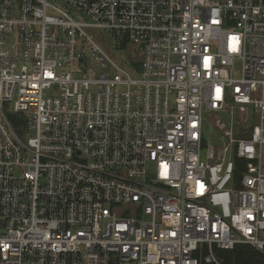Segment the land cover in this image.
I'll use <instances>...</instances> for the list:
<instances>
[{
  "label": "built area",
  "instance_id": "obj_1",
  "mask_svg": "<svg viewBox=\"0 0 264 264\" xmlns=\"http://www.w3.org/2000/svg\"><path fill=\"white\" fill-rule=\"evenodd\" d=\"M96 30L138 46L137 77ZM238 244L264 252V0H0V264Z\"/></svg>",
  "mask_w": 264,
  "mask_h": 264
},
{
  "label": "rangeland",
  "instance_id": "obj_2",
  "mask_svg": "<svg viewBox=\"0 0 264 264\" xmlns=\"http://www.w3.org/2000/svg\"><path fill=\"white\" fill-rule=\"evenodd\" d=\"M92 33L97 39L96 41H98V45L112 62H114L118 67L126 70L132 77L138 76L137 71H139V62L141 60L140 49L138 46L126 42H119L114 39L112 34L109 32L96 30L92 31ZM88 54L89 52L86 53V59L82 60L81 64L90 68L93 73L107 72L109 75H113L115 73V70L111 67L108 60L106 61L107 66H102L99 63L90 62L88 60ZM236 69H238V64ZM10 119L16 132L23 137L22 124L18 117L12 115ZM203 139L206 145L216 144L218 141V135L216 132H212L210 126L206 125L203 127Z\"/></svg>",
  "mask_w": 264,
  "mask_h": 264
},
{
  "label": "trees",
  "instance_id": "obj_3",
  "mask_svg": "<svg viewBox=\"0 0 264 264\" xmlns=\"http://www.w3.org/2000/svg\"><path fill=\"white\" fill-rule=\"evenodd\" d=\"M213 251L221 264H264V252L247 244H238L228 250L214 247ZM200 264L204 263L200 261Z\"/></svg>",
  "mask_w": 264,
  "mask_h": 264
}]
</instances>
